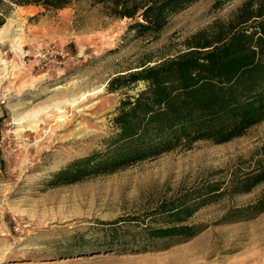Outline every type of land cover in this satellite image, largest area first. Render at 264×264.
Returning a JSON list of instances; mask_svg holds the SVG:
<instances>
[{"label": "rangeland", "instance_id": "obj_1", "mask_svg": "<svg viewBox=\"0 0 264 264\" xmlns=\"http://www.w3.org/2000/svg\"><path fill=\"white\" fill-rule=\"evenodd\" d=\"M249 0H199L158 34L128 30L90 0L64 9L9 8L0 28V264H264V211L246 220L226 214L255 201L247 194L201 205L185 224L190 239L159 240L143 249H104L103 231L121 219L133 241L144 228L167 226L153 212L164 202L264 167V121L224 144L198 141L112 174L51 186L52 174L102 148L116 132L121 102L144 82L114 80L186 51L196 33L225 25ZM125 232H129L126 234ZM99 248V249H96Z\"/></svg>", "mask_w": 264, "mask_h": 264}, {"label": "trees", "instance_id": "obj_2", "mask_svg": "<svg viewBox=\"0 0 264 264\" xmlns=\"http://www.w3.org/2000/svg\"><path fill=\"white\" fill-rule=\"evenodd\" d=\"M18 6L64 9L78 0H12ZM108 17L129 19L128 30L138 35L160 33L172 16L199 0H90ZM0 0V28L9 15ZM183 53L114 80V90L137 82L146 84L135 98L121 102L114 118L116 132L100 149L76 159L52 174L51 186L72 184L90 176L112 174L198 141L224 144L244 136L264 121V0H249L233 20L200 31L186 40ZM264 182V167L236 178L224 192L218 184L205 185L162 203L153 216L167 226L144 228L133 241L120 235L121 219L109 223L104 249L134 245L143 249L159 240L190 239L200 227L185 222L200 208L224 195L247 194ZM264 211V193L255 201L230 210L226 220H246ZM128 234L129 232H125ZM96 247V249H99Z\"/></svg>", "mask_w": 264, "mask_h": 264}]
</instances>
